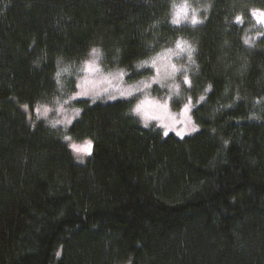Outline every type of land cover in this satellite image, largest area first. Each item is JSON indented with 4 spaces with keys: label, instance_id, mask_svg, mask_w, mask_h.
<instances>
[{
    "label": "trees",
    "instance_id": "obj_1",
    "mask_svg": "<svg viewBox=\"0 0 264 264\" xmlns=\"http://www.w3.org/2000/svg\"><path fill=\"white\" fill-rule=\"evenodd\" d=\"M177 1L0 0V264H264V0H187L196 25L173 23ZM180 38L196 133L145 126L135 100L46 123L66 64L99 48L105 70L150 75L135 66Z\"/></svg>",
    "mask_w": 264,
    "mask_h": 264
},
{
    "label": "rangeland",
    "instance_id": "obj_2",
    "mask_svg": "<svg viewBox=\"0 0 264 264\" xmlns=\"http://www.w3.org/2000/svg\"><path fill=\"white\" fill-rule=\"evenodd\" d=\"M183 4H187L188 7L186 13H181L178 17L180 23L187 21L191 25L198 24L202 19L201 14L198 10L195 11V8L192 9L187 0H178L174 6ZM176 11L177 8L173 7V18ZM193 16L197 23L192 22ZM253 19L255 29L260 26L264 28V24L258 23L255 16ZM178 42L180 47H177ZM94 49L97 50L96 53L92 51L86 61L93 62L94 67L98 66V71H87L86 61L77 64L69 63L62 67L63 71L58 76V81L63 96L58 99L60 102L54 107L48 106L49 108L45 110L48 126L67 131L79 115V111L71 104L74 100L89 99L92 103L135 100V108L144 102L138 114L147 127L154 124L162 128L165 133L174 134L180 138L194 134L199 130L193 111L195 105L204 101L205 98L201 100L200 97H204V95L193 93L192 75L195 74L198 67L195 43L180 38L170 48L162 50L150 59L139 62L135 66L136 72L149 69L152 72L150 75L136 78H129L128 72L120 67L105 70L100 62V49ZM65 69L67 70L65 71ZM70 80L75 81L76 89L65 92L66 84ZM185 105H188L187 112L184 111ZM66 141L71 145L85 143H76L71 139ZM78 154L85 156L87 153Z\"/></svg>",
    "mask_w": 264,
    "mask_h": 264
},
{
    "label": "snow or ice",
    "instance_id": "obj_3",
    "mask_svg": "<svg viewBox=\"0 0 264 264\" xmlns=\"http://www.w3.org/2000/svg\"><path fill=\"white\" fill-rule=\"evenodd\" d=\"M174 7L177 8V11H176L175 16L173 18V23L179 24L180 23V19L178 17H180L181 13H186V10H187L188 6H187V4H183V5L174 6ZM252 14H253V16H255L257 18V22L258 23L264 24V11L259 10V9H253L252 10ZM235 19L238 22H241V23L243 22V18L241 16H237ZM192 22L193 23H197V20H196L195 16L192 17ZM246 42H247V38H246ZM177 47H180V43L179 42L177 43ZM96 51H97L96 49H93V53H96ZM85 64H86V70L89 71V72H95V71L99 70L98 66L94 67L93 66V62H91V61H86ZM66 70L67 69H65V71ZM59 75H60V73L58 72L57 76H59ZM210 89H211V85L208 86V89H206V91L210 90ZM83 94H86V93H83ZM73 99H75V97H73ZM200 99L203 100L204 97H200ZM143 103L144 102H141V104H138L137 107L134 109V111L139 113L141 111V107H142ZM25 107H27V106H25ZM188 110H189L188 109V105H185L184 106V111L187 112ZM37 111L39 112V109H37ZM145 115H148V114L145 113ZM66 139L70 140L71 138L70 137H66ZM71 147L77 153L91 154V141H86L83 145L72 144Z\"/></svg>",
    "mask_w": 264,
    "mask_h": 264
}]
</instances>
